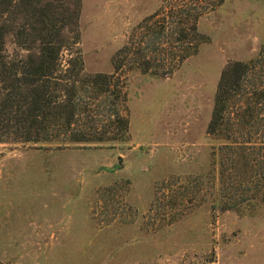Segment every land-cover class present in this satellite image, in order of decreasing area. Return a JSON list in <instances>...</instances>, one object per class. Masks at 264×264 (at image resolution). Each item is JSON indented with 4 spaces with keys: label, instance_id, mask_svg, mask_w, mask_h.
<instances>
[{
    "label": "rangeland",
    "instance_id": "obj_1",
    "mask_svg": "<svg viewBox=\"0 0 264 264\" xmlns=\"http://www.w3.org/2000/svg\"><path fill=\"white\" fill-rule=\"evenodd\" d=\"M161 2L80 0L84 70L109 72ZM197 29L171 75L126 74V140L0 142V264H264V205L219 206L222 141L205 131L221 68L264 45V0H224Z\"/></svg>",
    "mask_w": 264,
    "mask_h": 264
},
{
    "label": "trees",
    "instance_id": "obj_2",
    "mask_svg": "<svg viewBox=\"0 0 264 264\" xmlns=\"http://www.w3.org/2000/svg\"><path fill=\"white\" fill-rule=\"evenodd\" d=\"M223 1L162 0L130 29L111 70L90 73L78 48L80 0H0V142L126 140V74L171 75L206 40L200 16ZM205 131L222 141L219 206L264 205V45L221 68Z\"/></svg>",
    "mask_w": 264,
    "mask_h": 264
}]
</instances>
